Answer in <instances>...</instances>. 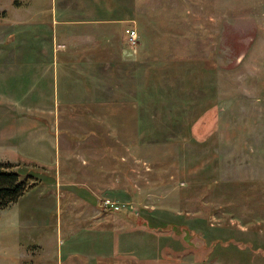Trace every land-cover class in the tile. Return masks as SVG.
<instances>
[{"label":"rangeland","instance_id":"rangeland-1","mask_svg":"<svg viewBox=\"0 0 264 264\" xmlns=\"http://www.w3.org/2000/svg\"><path fill=\"white\" fill-rule=\"evenodd\" d=\"M82 1L0 0V61L22 67L0 83V114L33 103L32 88L45 98L22 117L35 128L26 140L40 145L22 150L30 162L11 163L31 186L0 212V247L35 241V264H264V0ZM25 29L41 40L23 59L12 39ZM89 31L112 34L110 50L99 52L96 38L82 44ZM84 55L101 60L90 69V101L77 90L87 69L61 62ZM33 62L43 67L37 81ZM23 91L26 101L15 100ZM96 143L101 151L88 147ZM94 151L100 180L82 164ZM67 154L75 188L101 187L117 211L101 208V221L64 211L67 181L43 164ZM34 204L43 210L31 231L18 228Z\"/></svg>","mask_w":264,"mask_h":264},{"label":"crops","instance_id":"crops-1","mask_svg":"<svg viewBox=\"0 0 264 264\" xmlns=\"http://www.w3.org/2000/svg\"><path fill=\"white\" fill-rule=\"evenodd\" d=\"M81 2H84V1L81 0ZM86 19H88V18H86ZM90 22H92V21H90ZM82 35H83V38L85 36L88 37V40L87 41L83 40L84 42H82V44H84V43L86 44L88 42L91 43L92 40H95V38H96V41H99L96 44L97 50L99 52H101V51L108 52V50H110V47H109L110 44L107 45L106 43L109 40H111V36L113 37L112 34L111 35L108 34V36H110L109 37L110 39L109 38H102L103 35H101V33L96 35V31H89V33H83ZM16 36L17 37L12 39V45L15 48L20 47V46H21V48L22 47L25 48L24 49L25 55L23 56V59L26 58V49L28 48V49H30V51H32L31 48L34 46L31 47V44L36 45L37 41L41 40L40 38H38L35 35V32L33 30L27 31V29L16 33ZM124 38H125V36H124ZM101 40L105 41V44L103 43L102 47H100L101 46ZM90 43L88 45H91L93 42L91 44ZM86 48L90 52L95 50V49L91 48L90 46H86ZM111 48L113 51H115L117 53L118 50H117V47L115 46V44ZM62 52L63 51H61V53ZM67 52H70V51H68V50L64 51V53H67ZM18 60H19L18 58H14V59L0 61V83L2 85L8 80V75H11V74L21 75V72L18 69H21L22 67H20V65H18V67L16 66L17 65L16 63L20 62ZM97 61H101V60H98V58L97 59H88L86 55L80 56V57L77 56V57H74L72 59H65V60L62 59V61H61L62 64L79 62L80 66L82 68L87 69L86 75H88V76H86L85 80L82 81V88L83 89H81V88L77 89L80 92L78 94V98H79V96L81 97V98H79V100L90 101L92 98L90 95V92L92 90L91 89V80H90V76H91L90 69L95 68L97 65L98 66L101 65V62L97 63ZM104 61H105V64L109 65L108 59H105ZM33 63H34V65L32 64V65H28V66H30L32 69L33 68L39 69L38 73L36 74V72H34L33 76H32V78H34V80L37 81V78L40 76V69H42L43 67L40 68L41 67L40 63H35V62H33ZM109 66H108V68H109ZM67 78L68 77H66V79ZM18 81H19V79H18ZM78 84L81 85V83H78ZM31 85L29 86V88L31 87ZM84 86H86V87L84 88ZM31 90H35V91L34 92L30 91V93H33V95L30 96V100H28V101L29 102L33 101V103L27 104V101L25 100V98H27L25 91H23L22 93H20V92L15 93V96L12 94V92H10L12 94V96H14L15 100H19V101L25 100L26 102H24V103L19 102V103H17V107H19V108H14V109L9 108L10 110H6L5 109L6 106H5L4 109L2 110L5 113L2 112L0 114V163L8 162V163H13V164L17 165V163L22 162L21 160H23V158L20 156L22 153V150H24L26 147H34L36 145H40V143L29 142L26 140L28 137V134L31 132V130H33L35 128L29 127V129H27L25 127V119L22 118V117H26V116L27 117L35 116L37 112L41 111V107H39L41 105L40 100L45 99L42 97L41 94L38 93L36 87L32 88ZM66 92H68L69 94L72 93L70 91V88H67ZM76 93L77 92H75L73 94V98L75 97ZM24 95H26V96L24 97ZM66 98L72 100V95H67ZM75 98H77V96ZM2 99L8 100L9 97L2 96ZM11 124H14V128L12 130L13 134L8 135V132H10V131H9V129H6V128H7V125H11ZM26 141L28 143H26ZM30 141H32V140L30 139ZM38 141H39V139L36 140V142H38ZM55 146H56V143H55ZM88 147L89 148L90 147L91 148H99L101 151V143H96L95 146H88ZM81 155L83 156L82 153H81ZM85 157H82L84 159L82 164L87 163V167L89 168L87 170L89 172V175H87L86 178L88 180L95 179V177L91 176L90 173L97 171V173H96L98 176L97 178H98V180H100L101 179V155H100V152L97 153L96 151H94L92 153V155H89L88 159L87 158L85 159ZM74 158H76V157H73L72 155L67 154V155H64L62 157H58L57 160L55 159L53 162H46L43 165L49 173H52V180H54V179L57 180L58 173H59L58 171L61 170V172L63 173V179L65 181H67V182H64L65 184L63 183L64 187L61 186L64 189L63 192H64V194L66 193V197H67L66 201L65 200L62 201L63 202L62 205H64L63 207H65L64 211L68 210V211H74L75 213H80L79 217H82L83 220L85 219L87 221H96L97 219H99L101 221V207L99 205V200L101 199V187H99L98 191H96V192H92L91 190L89 192V190L84 187L87 191V193H86L87 195L82 193V191L86 192L84 189L75 188V187H77L76 186L77 184L70 181L72 178H74V175H76V172H77L76 169H75L76 172L73 171V168L71 165L74 162ZM23 161L24 162H30V160H23ZM85 167H86V165H85ZM90 169H92L93 172ZM66 179H68V180H66ZM56 186L57 185L55 184L54 190L56 189V194L58 195L59 193L57 191V188H55ZM80 190H82V191H80ZM84 196H87L88 199H86ZM58 197H59V195H58ZM42 208L43 207L40 206L39 204H34V205L29 206L27 209L29 212L28 219L22 218L20 216L19 218H16L14 220V224H16L18 228H22V229L27 228V231H31L29 228L31 227L32 223H35V220H36L35 212L43 210ZM2 210H4V209H2ZM2 210H0V212H2ZM82 218H79V219H82ZM75 219H76V217H75ZM98 224H100V223H98ZM130 229H132L131 226H130ZM20 240H21L20 238L11 237V244H9L8 250L5 246L0 247V264H35V263H32L31 260L35 259L36 254H35V252H32L31 249H34L33 251H35V249L37 247L36 246L37 242L34 241L33 245H27L26 246V245H23ZM115 240H120V239L115 238ZM127 240L130 243H135L137 240V236L127 238ZM132 240H133V242H132ZM98 243H101V230H99ZM41 254H42V252H41ZM98 255L101 256V254H98ZM112 255L115 257L116 253L115 254L113 253ZM91 256L87 257V260H89ZM127 256H129V257L127 258ZM123 258H125L127 260L128 259L132 260L130 257V253H126V256ZM136 259H138V257H135L134 260H136ZM128 264H131V263H128Z\"/></svg>","mask_w":264,"mask_h":264},{"label":"trees","instance_id":"trees-1","mask_svg":"<svg viewBox=\"0 0 264 264\" xmlns=\"http://www.w3.org/2000/svg\"><path fill=\"white\" fill-rule=\"evenodd\" d=\"M25 181L19 180L18 174L14 172V166L12 167L11 163H0V210L16 202L25 189L31 186V184H26ZM173 228V225H165L161 227V230L172 231Z\"/></svg>","mask_w":264,"mask_h":264},{"label":"built area","instance_id":"built-area-1","mask_svg":"<svg viewBox=\"0 0 264 264\" xmlns=\"http://www.w3.org/2000/svg\"><path fill=\"white\" fill-rule=\"evenodd\" d=\"M124 36H125V43H134L136 39V31L132 27H127L124 29ZM100 207L105 210H110V211H117L119 209V206L116 205L115 203H112L108 199H103L102 201H99Z\"/></svg>","mask_w":264,"mask_h":264}]
</instances>
